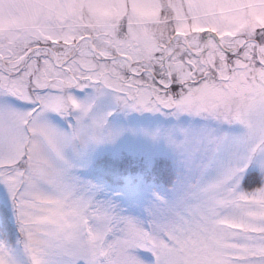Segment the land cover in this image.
<instances>
[{
	"label": "snow or ice",
	"instance_id": "snow-or-ice-1",
	"mask_svg": "<svg viewBox=\"0 0 264 264\" xmlns=\"http://www.w3.org/2000/svg\"><path fill=\"white\" fill-rule=\"evenodd\" d=\"M0 264H264V0H0Z\"/></svg>",
	"mask_w": 264,
	"mask_h": 264
}]
</instances>
